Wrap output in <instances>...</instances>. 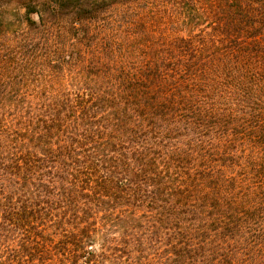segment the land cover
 Here are the masks:
<instances>
[{
	"label": "trees",
	"instance_id": "trees-1",
	"mask_svg": "<svg viewBox=\"0 0 264 264\" xmlns=\"http://www.w3.org/2000/svg\"><path fill=\"white\" fill-rule=\"evenodd\" d=\"M0 264H264V0H0Z\"/></svg>",
	"mask_w": 264,
	"mask_h": 264
}]
</instances>
